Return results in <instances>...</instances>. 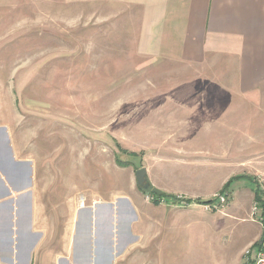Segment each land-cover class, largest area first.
<instances>
[{
    "label": "rangeland",
    "instance_id": "rangeland-1",
    "mask_svg": "<svg viewBox=\"0 0 264 264\" xmlns=\"http://www.w3.org/2000/svg\"><path fill=\"white\" fill-rule=\"evenodd\" d=\"M139 20L110 0H0V122L11 120L34 161L49 225L67 202L108 200L126 215L128 199L164 225L156 264H211L210 250L259 225L264 108L199 68L142 53ZM143 167L147 190L136 180ZM232 175L250 179L229 187L225 207L202 203L216 204Z\"/></svg>",
    "mask_w": 264,
    "mask_h": 264
},
{
    "label": "crops",
    "instance_id": "crops-1",
    "mask_svg": "<svg viewBox=\"0 0 264 264\" xmlns=\"http://www.w3.org/2000/svg\"><path fill=\"white\" fill-rule=\"evenodd\" d=\"M110 1L136 7L142 53L199 68L202 77L214 75L220 86L255 96L264 108V0ZM7 120L0 122V264H156L165 246L157 243L164 225L138 215L131 200L124 201L126 215L108 200L67 202L58 206L49 225L35 190L34 161L22 152ZM256 132V141L262 142ZM233 176L240 175L227 181ZM237 185L239 194L250 196V189ZM262 235L258 225L243 243L210 250L215 255L211 264H241L244 250Z\"/></svg>",
    "mask_w": 264,
    "mask_h": 264
},
{
    "label": "built area",
    "instance_id": "built-area-1",
    "mask_svg": "<svg viewBox=\"0 0 264 264\" xmlns=\"http://www.w3.org/2000/svg\"><path fill=\"white\" fill-rule=\"evenodd\" d=\"M264 191V183L262 184ZM260 191L259 199H255L251 208V220L258 223L264 232V192ZM229 199L228 192H220L216 196V204L214 200L212 203L206 204L211 209L218 208L219 206L225 207ZM241 264H264V238L262 242L254 243L248 246L243 252Z\"/></svg>",
    "mask_w": 264,
    "mask_h": 264
},
{
    "label": "trees",
    "instance_id": "trees-1",
    "mask_svg": "<svg viewBox=\"0 0 264 264\" xmlns=\"http://www.w3.org/2000/svg\"><path fill=\"white\" fill-rule=\"evenodd\" d=\"M240 178H249L248 176H233V177H231L226 183H225V185L223 186V188L221 189V192H227V190L229 189V187L231 186V184L235 181V180H237V179H240ZM250 179V178H249ZM152 192H154V193H159V194H164L163 192H160V191H158L157 189H152ZM171 197H173V198H176V196H174V195H170ZM255 199H259V191L258 190H256V193H255ZM212 199H210V200H206V201H202V203H205V204H209V203H212Z\"/></svg>",
    "mask_w": 264,
    "mask_h": 264
},
{
    "label": "water",
    "instance_id": "water-1",
    "mask_svg": "<svg viewBox=\"0 0 264 264\" xmlns=\"http://www.w3.org/2000/svg\"><path fill=\"white\" fill-rule=\"evenodd\" d=\"M136 180L140 188H143L145 190L149 188L150 183L147 180V169L145 167L140 168L136 171ZM263 238H264V232H263L260 242L263 241Z\"/></svg>",
    "mask_w": 264,
    "mask_h": 264
}]
</instances>
